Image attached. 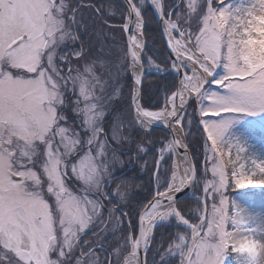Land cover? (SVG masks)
I'll return each mask as SVG.
<instances>
[{"label": "snow or ice", "instance_id": "obj_1", "mask_svg": "<svg viewBox=\"0 0 264 264\" xmlns=\"http://www.w3.org/2000/svg\"><path fill=\"white\" fill-rule=\"evenodd\" d=\"M149 2L164 24L179 86L158 111L144 108L134 89V122L146 135L158 123L171 133L157 172L165 157L180 156L184 167L173 161L165 190L158 187L139 214L138 233L128 221L124 245L109 251L85 237L100 238L106 220L119 227L127 215L107 207L116 198L111 140L119 129L110 138L106 116L121 91L120 70L105 78L102 65L72 46L78 10L70 0H0V264H147L153 230L166 223L185 231L159 246L160 264L173 257L178 264H264V211L251 204L264 199V145L254 142L255 130L264 136V0H187L183 13ZM144 5L129 0L123 25L133 29L125 70L136 86L145 74ZM192 105L204 142L199 179L184 142ZM195 184L202 193L192 222L177 205Z\"/></svg>", "mask_w": 264, "mask_h": 264}, {"label": "rangeland", "instance_id": "obj_2", "mask_svg": "<svg viewBox=\"0 0 264 264\" xmlns=\"http://www.w3.org/2000/svg\"><path fill=\"white\" fill-rule=\"evenodd\" d=\"M149 0H145V4L148 3ZM177 2V0H174ZM173 0H165L166 4V10L171 9L175 4L172 3ZM89 3V2H88ZM202 3V0H201ZM87 4V3H86ZM84 2L77 3V6L75 7L78 10L77 15V24L73 26L72 31L77 35L78 39L73 44V47L81 46L85 53L88 55L90 60L97 61L98 65H102L99 67V71L105 73V78H107V73L110 71L111 73L115 74L117 70H120L119 75V84L121 87V91L118 95V97H114L111 101L107 112L109 113L108 116H106V121L108 123V127L105 129L107 132H109V136L111 138L112 135V129L117 128L119 131L117 132V140H111V145L113 148L117 149L116 151V159L110 166V171L113 175H115L117 172H122V170L130 164V155L129 152H135V157H141L145 156L146 152H140L137 153V146L143 145V139L145 138L143 135L139 134L138 131V125L135 124V114L132 113V105H131V94H132V88H131V78L132 76L129 75V69L125 70V66L129 64V60L126 56L127 53V44H126V38L122 29V26H120L122 23L120 20L118 23H113V17L112 12L115 10L113 8H107L106 11H103V9H100V11L104 14H101L100 11L99 14L96 10H93L91 8V5H86ZM187 0H182L181 5V12H185L186 9ZM83 5V7H81ZM72 6V5H71ZM154 12L158 14L157 10L154 8ZM117 16V13L114 15ZM115 26H113V25ZM145 28V22L143 21V30ZM148 28H150V33H148V36L154 37L155 31L157 28H159L158 22L153 20L150 22ZM155 30V31H154ZM179 38V37H177ZM153 44V41H150L148 46H151ZM148 56V55H147ZM153 57V56H152ZM151 56H148L147 59V65L148 67L146 70H148L150 73L155 72L154 71V63H156L155 59L153 60ZM154 63H149L150 60ZM83 61H81V64ZM146 65V66H147ZM74 66H80V64H75ZM196 107V105H195ZM194 110V108H193ZM158 111V110H153ZM194 113V112H193ZM191 119L194 123L196 120V116L191 115ZM192 126L191 128H188L186 126L185 133H189V138L191 141L195 140L196 135L198 134L196 131L200 132L198 126L195 123V127ZM193 128H195V134L193 133ZM127 137V140L121 139L120 137ZM202 138V135H201ZM203 139V138H202ZM204 143V142H203ZM196 146V145H195ZM198 148V146H196ZM109 158L111 159V153L109 154ZM143 161H140V164ZM150 163L152 164V159L150 160ZM142 174H145V171H142ZM209 178H211L209 176ZM162 178L158 179L157 181V188L161 187L162 185ZM137 182V181H136ZM124 183L125 179L118 184V186L115 188L113 185L110 187L115 195V199H118L120 201H123V205L127 203V200L134 194L135 187L133 184V188H128L127 190H124ZM202 183V182H201ZM137 186H139L137 184ZM198 189L194 190V193L192 194L193 198L197 201V197H199L202 193L201 184H197ZM121 194H123L121 198ZM150 200L145 201L142 205L137 207L136 209H131L130 212L126 209L124 211L129 212L128 219L131 221L132 219L136 221L138 214L143 209V206L147 204ZM252 207H254L255 211L257 213L264 211V199H261L257 197L255 200L251 201ZM124 205V206H125ZM123 208H126L124 207ZM107 207L113 209L112 206ZM123 211V210H122ZM123 211V212H124ZM125 213V212H124ZM196 213V211H195ZM194 213V214H195ZM116 216H120L118 213H114ZM124 219L121 216V220ZM123 222L120 224L119 227L115 226V221L113 220L110 222V226L105 229V231L102 233L101 237L98 238L93 237L92 239L86 240L88 243H91L93 240L97 241V244H103L104 248L108 250H112L118 245L123 246L125 243V237L126 235H122V232H124L125 227L123 226ZM170 224V223H166ZM106 225V224H105ZM182 227V226H181ZM99 231V230H98ZM155 233H153L154 236ZM106 237V239L104 238ZM167 244L165 245V247ZM101 249H97V255L100 258H105L107 255H104V252L100 251ZM159 250V247L156 248V252ZM126 254V253H125ZM159 258V256L157 255ZM112 259H115V256L112 257ZM172 264H178V258L173 257L170 258ZM160 264V261L158 260V263ZM228 264H233L232 259H229Z\"/></svg>", "mask_w": 264, "mask_h": 264}, {"label": "trees", "instance_id": "obj_3", "mask_svg": "<svg viewBox=\"0 0 264 264\" xmlns=\"http://www.w3.org/2000/svg\"><path fill=\"white\" fill-rule=\"evenodd\" d=\"M72 2V6L76 7L77 4L74 0H70ZM84 3H87L88 5H93L95 9H103V11H106L107 8H113L115 11L112 12L113 21L117 22L120 20V22L123 24L125 21V8L121 2V0H81ZM89 2V3H88ZM136 2V0H134ZM172 3H176L173 2ZM166 5V4H165ZM101 14H104L100 11ZM117 13L118 17H115L114 15ZM142 15L145 22V38L147 44L150 43V41H153V44L151 46L147 45V53L153 56V58L161 65L164 69L168 70L170 68L169 60L170 57L164 47V44L162 42L159 28L155 31V36L151 37L148 36V33H150V28H148L150 22L153 20H156L155 14L150 7L148 3L144 5V8L142 9ZM145 63V60H144ZM132 86V85H131ZM177 88V77L171 72L168 71L165 74H150L146 77L145 83L142 88V106L147 109L151 110H159L161 108V98L163 95L168 97L171 92L175 91ZM195 127V125H194ZM198 134L200 132L196 131ZM193 133L195 134V128H193ZM150 143H153L154 141L157 142L158 146L160 144L165 143L168 138L163 132H156L153 134H150ZM255 136V143L257 145H264V136H261L259 134V130H255L254 132ZM188 146L191 151V154L194 158V162L197 166V174L198 179L199 175L202 172V166L204 161V148H203V139L201 138V135H196L195 140L191 141L190 138H187ZM198 146V148L196 146ZM154 148L149 150L147 152V156L145 158H150L153 160L154 157ZM153 154V155H152ZM149 155H152L149 157ZM164 162L165 166V172L160 173V177L162 178V181L167 182L171 175V168H172V159L167 158ZM154 163L148 165V170L145 171V176L142 175V169H140L139 166H136L133 170L125 171L123 175V179H125L124 183V190H127L128 188H133V185L135 187V192L129 199L131 202V209H136L145 201L151 199L153 196V189L151 186V176L153 175L154 171ZM121 174V173H119ZM147 176V177H146ZM122 180H118L115 183L120 184ZM137 181V182H136ZM133 184V185H132ZM137 184L139 186H137ZM112 202V201H111ZM178 208L182 210V214L185 216V218L190 219L192 222H195L193 219L195 211L197 212L198 208L200 207L197 203V201L193 198H186L182 201H180L177 205ZM129 208V212H130ZM131 213V212H130ZM132 226L134 229H136L137 225V219L134 221L131 220ZM110 223V222H109ZM123 226L125 227L124 232H122V235L127 236V225L124 220ZM177 231H185L184 228L180 227L179 229L175 227L174 223H171V225H161L158 227L154 234V243L151 245V251L148 253L147 256V264H156L158 263L159 258L157 257L156 248L159 247L161 244L166 245L169 241L173 240L175 237V234ZM93 238L92 235L86 237V239Z\"/></svg>", "mask_w": 264, "mask_h": 264}, {"label": "water", "instance_id": "obj_4", "mask_svg": "<svg viewBox=\"0 0 264 264\" xmlns=\"http://www.w3.org/2000/svg\"><path fill=\"white\" fill-rule=\"evenodd\" d=\"M124 6H125V9H126V16L128 15L129 13V8H128V2L129 0H122ZM163 2V0H162ZM164 3V2H163ZM157 18H158V23H159V27H160V30H161V35H162V39H163V42H164V45L166 47V50L169 54V56L172 58L173 56V53L170 49V47L168 46V38H167V34L166 32L164 31V24L161 22L160 20V17H159V14L157 15ZM123 27V26H122ZM125 31V30H124ZM132 32V28L130 26L129 28V31H125V36H126V42H127V47H128V37H129V34ZM140 57H141V60H142V54L140 53ZM129 59V63H130V57H128ZM130 73H131V76H132V81H133V87L134 89H136L138 87V97H139V103H140V97H141V89H142V85L144 83V80H145V74L142 76L141 78V84L139 86H136L135 85V81H134V77L132 75V71L129 69ZM144 73H145V70H144ZM178 86H179V80H178ZM132 103H133V100H132ZM163 131L165 132L169 138L171 139L172 136H171V133L169 131V129L167 127H165L164 125H159V124H155L153 126V131ZM184 142L187 144V141H186V138L184 137ZM188 145V144H187ZM182 151V150H181ZM178 158H180V156H177ZM187 158L191 161H193V158H192V155H191V152L188 148V156ZM181 159V158H180ZM194 162V161H193ZM196 185V184H195ZM195 185H190L189 187L185 188L184 190H182V193L179 194V201L184 199V198H187V197H192V191L195 187ZM138 230H139V219H138ZM155 231V229L153 230V232Z\"/></svg>", "mask_w": 264, "mask_h": 264}, {"label": "flooded vegetation", "instance_id": "obj_5", "mask_svg": "<svg viewBox=\"0 0 264 264\" xmlns=\"http://www.w3.org/2000/svg\"><path fill=\"white\" fill-rule=\"evenodd\" d=\"M77 2L80 3V0H77ZM111 203H113V204H111V206H112L113 208H116V209L118 208V209H119V207H123L121 203L116 204L117 202H115L114 200H113V202H111ZM122 209H124V208H122ZM102 251H103V250H102ZM103 252H104V255H107V256H108L109 252H106V251H103Z\"/></svg>", "mask_w": 264, "mask_h": 264}, {"label": "bare ground", "instance_id": "obj_6", "mask_svg": "<svg viewBox=\"0 0 264 264\" xmlns=\"http://www.w3.org/2000/svg\"><path fill=\"white\" fill-rule=\"evenodd\" d=\"M140 38H142V36L138 34V39H140ZM167 38H168V37H167ZM177 39H178V38H177ZM142 40H143V38H142ZM158 124H159V123H158ZM159 125H163V124H159ZM175 161H176V163L179 165V167H180V171L182 172L184 165L182 164L181 159L178 158V157H176V160H175Z\"/></svg>", "mask_w": 264, "mask_h": 264}]
</instances>
